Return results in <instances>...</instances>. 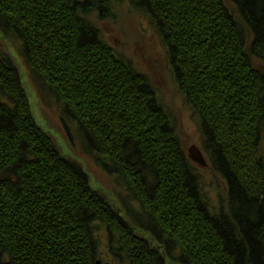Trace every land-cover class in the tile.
<instances>
[{"label": "trees", "instance_id": "obj_1", "mask_svg": "<svg viewBox=\"0 0 264 264\" xmlns=\"http://www.w3.org/2000/svg\"><path fill=\"white\" fill-rule=\"evenodd\" d=\"M124 6L196 116L217 207L147 76L103 39ZM0 34L140 207H114L60 155L0 43V264H102L99 227L115 264H264V0H0Z\"/></svg>", "mask_w": 264, "mask_h": 264}, {"label": "rangeland", "instance_id": "obj_2", "mask_svg": "<svg viewBox=\"0 0 264 264\" xmlns=\"http://www.w3.org/2000/svg\"><path fill=\"white\" fill-rule=\"evenodd\" d=\"M114 14V21H103L100 25L103 39L116 48L126 60H130L137 72L147 76L156 96L165 107H168L174 117L176 134L188 157L191 147L200 149L197 120L177 91L161 42L152 31L149 21L139 13L129 11L127 6H124L114 9ZM0 43L2 49L15 60L35 122L53 138L60 155L79 165L88 176L89 185L101 192L114 207L123 211L128 206L132 213L138 212L140 207L131 200L122 180L108 174L100 164H97L94 156L85 151V144L80 133L75 131L73 124L66 116H63L59 101L48 90L40 88L32 79L23 59L17 55V43L12 39L6 40L1 34ZM256 65H259L264 72V64L257 61ZM261 135L260 155L264 158V128ZM193 165L202 174L205 191L211 204L217 207L219 195L220 197L224 195L223 183L214 177L208 165L206 168H201L194 163ZM96 240L98 241V260L103 261L102 264H115L107 248L106 232L103 227L98 228Z\"/></svg>", "mask_w": 264, "mask_h": 264}, {"label": "water", "instance_id": "obj_3", "mask_svg": "<svg viewBox=\"0 0 264 264\" xmlns=\"http://www.w3.org/2000/svg\"><path fill=\"white\" fill-rule=\"evenodd\" d=\"M188 158L191 160L194 164L199 165L201 168L207 167V161L204 159V156L200 149L191 147L188 151Z\"/></svg>", "mask_w": 264, "mask_h": 264}]
</instances>
